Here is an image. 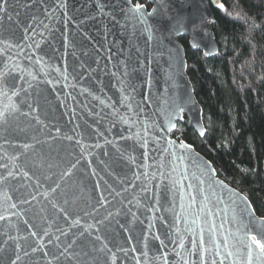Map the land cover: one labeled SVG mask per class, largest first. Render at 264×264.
Instances as JSON below:
<instances>
[{"label":"water","instance_id":"95a60500","mask_svg":"<svg viewBox=\"0 0 264 264\" xmlns=\"http://www.w3.org/2000/svg\"><path fill=\"white\" fill-rule=\"evenodd\" d=\"M140 1L0 0V264H264V217L172 137L205 135L180 38L218 54L215 0Z\"/></svg>","mask_w":264,"mask_h":264},{"label":"trees","instance_id":"16d2710c","mask_svg":"<svg viewBox=\"0 0 264 264\" xmlns=\"http://www.w3.org/2000/svg\"><path fill=\"white\" fill-rule=\"evenodd\" d=\"M215 3L211 29L218 54L205 58L180 38L205 135L199 137L185 118L172 137L192 145L264 217V0Z\"/></svg>","mask_w":264,"mask_h":264},{"label":"snow or ice","instance_id":"6c2138e0","mask_svg":"<svg viewBox=\"0 0 264 264\" xmlns=\"http://www.w3.org/2000/svg\"><path fill=\"white\" fill-rule=\"evenodd\" d=\"M0 10H2V9H0ZM129 10L130 11H135V12H140V5H137L135 10H132V9H129ZM0 115H2V113H0ZM170 127H174V126L170 125ZM203 134H204L203 131H201V135H203ZM181 147H187V145L181 144ZM157 239H159V237H157ZM250 239L252 240L253 243L256 244L257 248H260L262 253H264V244H261V242L259 240H257L255 236H251ZM201 247H204L203 241H201ZM225 247H227V245H225ZM218 254L219 253H217V255ZM228 255H232V253L229 252ZM252 257H253V249L251 248V246H249L248 247V261H249V264H251ZM13 264H14V262H13ZM166 264H167V262H166ZM185 264H188V262L185 261ZM213 264H215V262H213Z\"/></svg>","mask_w":264,"mask_h":264},{"label":"bare ground","instance_id":"6f19581e","mask_svg":"<svg viewBox=\"0 0 264 264\" xmlns=\"http://www.w3.org/2000/svg\"><path fill=\"white\" fill-rule=\"evenodd\" d=\"M191 125V124H190Z\"/></svg>","mask_w":264,"mask_h":264}]
</instances>
